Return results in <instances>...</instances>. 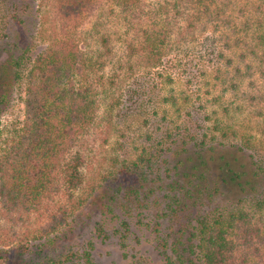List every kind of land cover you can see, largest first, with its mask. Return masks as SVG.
<instances>
[{
  "label": "trees",
  "instance_id": "1",
  "mask_svg": "<svg viewBox=\"0 0 264 264\" xmlns=\"http://www.w3.org/2000/svg\"><path fill=\"white\" fill-rule=\"evenodd\" d=\"M98 1L56 0L61 34L37 49V0H0V215L27 228L0 264H103L94 240L133 254L136 228L163 264H264V0H110L120 26L91 48L76 34ZM218 150L248 169L213 174Z\"/></svg>",
  "mask_w": 264,
  "mask_h": 264
},
{
  "label": "rangeland",
  "instance_id": "2",
  "mask_svg": "<svg viewBox=\"0 0 264 264\" xmlns=\"http://www.w3.org/2000/svg\"><path fill=\"white\" fill-rule=\"evenodd\" d=\"M36 4L40 5L42 11H40V14L37 13V20L41 22L44 18L45 20V27H42L41 29H44L43 37L40 35V39L37 42V49L42 47L44 44V39L50 41L53 38H55L57 35L61 34L60 29V18L58 16L57 12V2L56 0H37ZM111 6L110 0H99L98 3H96L87 13L86 17L83 20V23L79 26V30L77 31V36L80 38L79 42L84 44L85 42H89V46L91 48H96L97 43L95 41V38L98 37L97 32H104L105 30H112L114 28H117L120 26L119 20L117 17L110 16L108 14V9ZM42 15V16H41ZM106 24V27H101V23ZM39 28V27H38ZM100 29V31H98ZM211 35L212 29L208 31ZM206 32L202 33V35L198 36L199 40L197 41L199 43L200 40L204 41ZM204 39V40H203ZM197 42L194 41L193 45H188L187 48L182 49V53L185 55V53L192 49V51L195 53H200L198 50V47L195 49L194 46L197 45ZM206 45V43H204ZM205 45L200 48L201 50L205 51ZM206 53V52H205ZM231 51L225 52L226 56L231 55ZM2 54V53H1ZM196 55V54H195ZM235 56V54H232ZM4 56V55H3ZM222 60L223 65L225 63V59H219ZM219 62V61H217ZM220 63V62H219ZM222 64V63H220ZM210 67H208L209 69ZM211 71V68L209 69ZM167 71V70H165ZM212 74V72H211ZM210 81L209 88L211 90H214L216 88L212 87L214 84V79L211 77V75L207 76ZM186 85L183 84V82H179L177 80L176 82L172 84H168L165 88L166 90H171L174 93H179L180 89L185 88ZM207 87V86H206ZM216 90V91H215ZM214 91L220 92L221 88L220 86H217V88ZM164 92V91H163ZM24 93L19 90H17L15 97L10 103V106L8 107L5 115H4V123H6V128L9 130L12 128L15 124L19 123L23 120L24 116ZM167 108H169V111H173V107L171 108L170 105H167ZM104 112V107H102L101 112ZM102 112V113H103ZM254 126L257 130V128H264V118H256L254 122ZM264 139V138H263ZM264 142V141H263ZM220 157L221 162L219 161ZM236 159V160H235ZM226 160H231L232 162L229 163L230 167H233L234 170H237L241 172L242 169H248V162L246 161L245 156L233 152V151H225V150H218V152L212 157V159L209 160V167L212 170L213 174H220L221 176H226L225 174L229 171L227 168H221L223 167V164L226 162ZM222 163V165H221ZM239 166V169L236 166ZM231 175V174H230ZM241 186L237 185V181H230L228 185L225 186V190L231 194H238L240 193ZM0 215V244L2 245L4 242H9L12 244H18L19 237L24 236L23 234L26 233L25 230L27 228L25 226L15 224L12 220L11 221H5V219L1 218ZM42 222L38 221L37 219H33L32 224L30 225L31 229L35 230L37 226H41ZM32 230V231H33ZM136 236H140V241L135 243L134 249H132L131 253L129 255H125V248L122 247L118 241V236L111 235L107 239H102V237L96 238L95 241V248H94V255L97 260H99L103 264H163L164 261L161 258V256L158 254V251L155 247V241L151 240V231L145 230L143 233H141V230L135 229ZM70 238H66V242H69ZM34 240H31L33 242ZM134 243V241L132 240ZM8 247V246H7ZM30 257L31 255L28 254ZM22 256L18 254L16 250H14L10 254L9 260L5 264H22L21 261ZM4 264V263H3Z\"/></svg>",
  "mask_w": 264,
  "mask_h": 264
}]
</instances>
